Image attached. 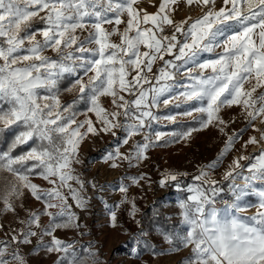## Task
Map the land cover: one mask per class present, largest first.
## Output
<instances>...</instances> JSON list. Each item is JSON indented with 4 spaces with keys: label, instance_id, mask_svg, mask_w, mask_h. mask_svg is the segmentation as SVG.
<instances>
[{
    "label": "snow or ice",
    "instance_id": "1",
    "mask_svg": "<svg viewBox=\"0 0 264 264\" xmlns=\"http://www.w3.org/2000/svg\"><path fill=\"white\" fill-rule=\"evenodd\" d=\"M142 3L0 0V133L13 126L23 128L9 150L0 153V174L11 177L0 175V203L3 211L15 212V201L27 191L43 204L41 212H31L21 221L25 228L11 236L10 244L0 245V264H26L18 248L11 245L30 244L32 237H39L47 252L62 254L58 264H100L91 248L84 249L81 256L72 243L54 234L58 229L81 227L69 198L82 210L88 205L86 183L92 182L82 180L73 167L81 163V143L89 134L115 137V130L121 129L126 133L122 143L127 145L160 119L152 109L161 103L165 107L189 104L180 114H201L194 117L200 129L157 131L154 140L145 134V143L133 144L127 153L118 146L105 162L111 161L112 168L120 166L118 161L132 165L147 159V149L166 136L170 140L164 143L179 142L189 139L193 131L216 126L227 136L224 148L193 177L199 183L187 185L189 195L179 203L182 223L188 226L180 242L192 250L187 264H264V189L258 191V203L252 205L255 214L243 219L232 214L249 207H241L239 201L249 190L256 191L253 182L264 184V129L255 123L259 120L264 125V91H258L264 89V0H223L219 9L215 0H186L189 6L196 3L208 10L196 19L187 17L179 22L172 18L178 0H160L152 13L140 7ZM166 28L172 29L170 35L165 34ZM216 49L221 51L214 58L202 59V54ZM157 61L162 64L154 71ZM68 77L72 83L65 90L78 88L76 99L88 104L87 111L95 115V122L75 119L76 100L61 103L60 85ZM101 97H111L115 110L103 107ZM233 106L240 108L246 127L228 135L229 122L220 113ZM164 119L174 122L176 117ZM247 127L260 135L259 139L249 136L242 147L260 145L258 154L240 155L229 165L224 179L235 181L239 177L244 183L229 184L235 201L225 205L222 214L216 204L223 189L209 178L210 173L234 149ZM29 141L35 146L13 155L14 149ZM32 175L51 187L40 189L31 181ZM186 175L166 173L160 186L175 182L180 188L179 178ZM131 179L138 182L136 177ZM119 191L125 194L121 204L125 203L128 187L121 184ZM135 211L133 203L130 215ZM41 216L49 218L46 225ZM116 220V211H111V226L115 227ZM44 236L51 238L48 244L43 243Z\"/></svg>",
    "mask_w": 264,
    "mask_h": 264
},
{
    "label": "rangeland",
    "instance_id": "2",
    "mask_svg": "<svg viewBox=\"0 0 264 264\" xmlns=\"http://www.w3.org/2000/svg\"><path fill=\"white\" fill-rule=\"evenodd\" d=\"M159 4L160 0H143L140 7L146 8L147 11L152 13L157 11ZM222 6L223 0H215L216 9ZM173 7L175 8V12L172 13V18L176 22L184 20L187 17L196 19L208 10L206 7H202L196 3L189 6L186 0H178V3L173 5ZM171 32L172 29L168 28L165 34L170 35ZM113 39H117L118 41L116 37ZM220 51L221 49H216L214 53H204L202 54V59L214 58L216 53ZM48 54L54 55L50 52ZM165 59H171V57L166 56ZM161 64L162 62L157 61L154 71ZM178 78L182 79V77ZM245 87L248 88L250 85L245 84ZM258 91H264V89ZM131 98V96H126V99L131 100ZM101 103L109 111L115 110L111 103V97H101ZM189 107V104H181L180 107H176L175 103L165 107L161 103L158 108L152 109L160 119L152 121L150 128H145L143 134L132 137L127 145L122 143L126 137V133L121 129L115 130L117 133L115 137L104 133L95 136L89 134L81 143L79 149L81 163L75 164L73 167L82 180H84V174L90 173L93 181L92 184L97 185L100 182V185L92 189L89 185L90 183L86 184L85 195L88 198L86 209L77 208L75 203L69 198V203L72 204V211L78 216V223L81 227L58 229L54 234L67 243L77 241L79 246L75 247L76 250L82 247L84 249L91 248L97 254L100 264H187L188 259L192 256L190 246L184 247L180 242L181 246L178 249L172 248L162 239L156 237L151 249H149L148 244L144 240L142 241V236L145 232L140 220L143 206L141 203L143 201L144 203H150L155 198H159L164 205L166 215L173 217L177 222L176 232L179 239L185 236L188 226L182 223L181 209L179 207L180 201L184 200L180 193H178L181 187L177 188L175 182H169L166 186L161 187L159 181L169 172L186 173V176L192 175L193 177L199 175L202 167L216 160L221 149L224 148L227 136L219 132L216 126H209L200 131H193L191 137L187 140L181 139L179 142H170L165 145L155 142L145 153L147 159L140 160L139 162L133 161L132 165H129L127 161H118L120 166L112 168L110 167L111 161L105 162V157L108 153L114 152L118 146L121 152L127 153L133 144L145 143V134L151 136L154 140V134L157 131L183 133L189 129H200V123L196 127H191L186 131L171 128V125L175 122L188 121L199 116V113H194L192 117L180 114L188 110ZM170 115L176 117L174 122L164 119V117ZM220 115L224 120L229 122L225 130L228 135H231L233 131H239L246 127V121L241 115L239 107H225L221 110ZM87 118H91L93 122L96 120L95 115L88 111L80 113L75 117L78 122L84 121ZM255 123L257 127L264 129V125H261L259 120ZM96 126L99 127V125ZM81 131H84V129H81ZM259 135V132L254 131L251 127H247L243 136L236 142L234 149L222 158V162L211 171L209 178L217 182L224 181V174L233 159L240 155L258 154L260 145L242 147V144L249 136H256L259 139ZM164 138L170 140L167 136ZM262 145H264V142H262ZM241 163L246 164L247 161H241ZM243 174L247 175V172L245 171ZM141 175H143V179H139ZM132 177L138 178V182L133 183ZM30 179L40 189L51 187L46 180L39 176H30ZM193 181L195 180L193 179ZM72 183L74 187H77L74 182ZM232 183L243 186L244 181L239 177L235 181L227 180V192L220 195L217 200L221 201L223 197H230V202L226 201L216 204V207L221 210L222 214L225 205L235 201V196L228 187ZM121 184L128 187L126 202L122 204L121 201L125 199V194L119 191ZM189 184L195 185L197 183L190 182ZM253 184L256 191L249 190L239 201L241 207L244 205H249V207L242 212L233 211V215H237L243 219L255 214L256 208L252 205L258 203L259 198L257 193L259 190L264 189V184L259 181H255ZM188 195L189 193L187 192L186 198ZM133 198L134 200H132ZM133 203L136 208L134 216L130 215ZM15 207V212H6L3 211V204L0 203V242L8 240L11 243V236L19 234L25 228V225L21 221L26 220L31 212H41L43 204L35 200L29 192L25 191L23 197L15 201ZM111 211H116L117 213L115 227L111 226ZM40 219L41 223L46 225L49 218L41 216ZM33 230L39 231L35 226H33ZM50 239V237L44 236L43 243L48 244ZM40 243L39 237H32L30 244H15L12 247L18 248L20 255L24 257V260L28 264H58L62 254L56 252L49 253L40 246Z\"/></svg>",
    "mask_w": 264,
    "mask_h": 264
},
{
    "label": "trees",
    "instance_id": "3",
    "mask_svg": "<svg viewBox=\"0 0 264 264\" xmlns=\"http://www.w3.org/2000/svg\"><path fill=\"white\" fill-rule=\"evenodd\" d=\"M71 83H72L71 77H68L67 79L63 80L60 85L59 95H60L61 103L63 105L72 104L73 101L76 100V103L73 105V110L76 113L75 115L76 117L80 113L87 112L88 104L82 100L76 99L78 96V88L73 89L72 91L65 90L71 85ZM198 115L200 116L201 114H198ZM198 124H199L198 119H192L188 121L175 122L173 123V125H171V128L178 129L179 131H186L191 127H196ZM22 130H23L22 127L13 126L11 129L5 130L4 132L0 133V153L7 152L9 150V147L13 143L15 137ZM165 140H169V139L165 138L159 141L158 143L163 144V145L170 143V142L164 143ZM34 146L35 144L33 143V141H29L27 144L19 145L16 149L13 150V155L19 156L23 153H26L27 151L30 150L31 147H34ZM0 175L8 176L9 179H11V177L7 173H3ZM34 176L36 175H32V177ZM192 177H193L192 175H188V176L179 178L181 181V186H180L181 189L178 191V193H180L183 199L186 198V194H187L185 187L190 182L199 183L198 181H193ZM226 185H227V180L218 181V186L223 189L220 195L227 192ZM132 200H134V198ZM141 204H143V206H142L140 220H141V224L143 225V231L145 232V234L142 236V241L144 240L148 244L149 249H151V246L153 242L155 241V238L159 237L170 247L178 249L181 246V244H180V239L176 232L177 222L173 217L166 215V213L164 212V205L160 201V199L155 198L150 203H146V202L144 203L143 201ZM165 237H170L172 242L169 243ZM3 243L10 244L8 240L1 241L0 245H2ZM77 252L81 256L85 254L83 247L80 249H77Z\"/></svg>",
    "mask_w": 264,
    "mask_h": 264
},
{
    "label": "built area",
    "instance_id": "4",
    "mask_svg": "<svg viewBox=\"0 0 264 264\" xmlns=\"http://www.w3.org/2000/svg\"><path fill=\"white\" fill-rule=\"evenodd\" d=\"M166 29H168V28H166ZM91 177H92V176L90 175V173L84 174V181H85V182H86V181H87V182H89V181L92 182ZM74 184H75V183H74ZM86 184H87V183H86ZM75 185H76V184H75ZM89 185L91 186L92 189H94L93 186H92V183H90ZM99 185H100V182L97 183L96 187H99ZM76 186L79 187L78 185H76ZM226 201H227V202H230V197H223L221 201H218V200H217V203H222V202H226ZM71 243H72L75 247H78V246H79V243H78L77 241H72Z\"/></svg>",
    "mask_w": 264,
    "mask_h": 264
},
{
    "label": "crops",
    "instance_id": "5",
    "mask_svg": "<svg viewBox=\"0 0 264 264\" xmlns=\"http://www.w3.org/2000/svg\"><path fill=\"white\" fill-rule=\"evenodd\" d=\"M134 74V73H133ZM145 87H147V86H145ZM131 99H134V97H132ZM196 116V115H195ZM197 117V116H196ZM165 139V138H164Z\"/></svg>",
    "mask_w": 264,
    "mask_h": 264
},
{
    "label": "bare ground",
    "instance_id": "6",
    "mask_svg": "<svg viewBox=\"0 0 264 264\" xmlns=\"http://www.w3.org/2000/svg\"><path fill=\"white\" fill-rule=\"evenodd\" d=\"M236 155V154H235ZM95 180H97V179H95ZM93 182V181H92ZM98 182V181H97ZM237 182H239V181H237ZM241 182V181H240Z\"/></svg>",
    "mask_w": 264,
    "mask_h": 264
}]
</instances>
